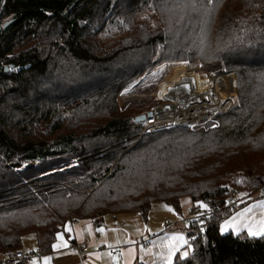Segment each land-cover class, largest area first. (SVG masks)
<instances>
[{
    "label": "trees",
    "instance_id": "obj_1",
    "mask_svg": "<svg viewBox=\"0 0 264 264\" xmlns=\"http://www.w3.org/2000/svg\"><path fill=\"white\" fill-rule=\"evenodd\" d=\"M148 2L155 28L137 23ZM121 20L126 36L101 46L100 34ZM8 21L0 31V254L22 251L34 234L48 255L71 219L97 228L108 215L147 221L154 204L179 212L191 197L218 211L192 223V254L173 264H264V236L221 234L230 190L264 187V0H0V27ZM186 59L235 73L236 106L214 128L144 132L135 118L151 99L121 111L129 106L121 93L161 63Z\"/></svg>",
    "mask_w": 264,
    "mask_h": 264
},
{
    "label": "crops",
    "instance_id": "obj_2",
    "mask_svg": "<svg viewBox=\"0 0 264 264\" xmlns=\"http://www.w3.org/2000/svg\"><path fill=\"white\" fill-rule=\"evenodd\" d=\"M262 202L264 198L260 195L252 199H241L222 224L224 225L225 222L235 217L234 227L229 228L223 234L247 233V227L253 222L258 225L264 217V208L257 206ZM180 203L179 212L166 204V207L160 206L155 211L152 207L147 221L140 214L108 215L104 218L103 225L97 228L91 219H71L57 233L52 252L48 255L38 253L36 235H27L23 238V248L24 242L32 246L26 253L30 255L26 264H33V262L35 264H167V245L171 237L182 235L188 243L178 249L173 257L174 263L183 251L187 250L190 255L192 254L189 237L192 223L202 221L204 211L208 207H199L200 204L194 203L191 197H183ZM157 204L164 203H156L153 206ZM248 208H252V211L244 214ZM158 224H161V227L156 228ZM97 229H103V231ZM29 236H35L36 239L28 238ZM58 237H62V240ZM72 242H86L90 245L89 253L85 255L83 263L80 252L69 247ZM173 243L178 244L179 242ZM54 245L60 246L54 247Z\"/></svg>",
    "mask_w": 264,
    "mask_h": 264
},
{
    "label": "built area",
    "instance_id": "obj_3",
    "mask_svg": "<svg viewBox=\"0 0 264 264\" xmlns=\"http://www.w3.org/2000/svg\"><path fill=\"white\" fill-rule=\"evenodd\" d=\"M177 64H184V69L185 71H180V78L183 80V83L178 84L177 87L179 88H184V85H188L187 81L191 85H193L192 80L187 78V76H192L193 75H201L204 78H208L210 81H212V89L210 93L206 95H201V97H193L189 100V103L186 105H183L180 109L186 108L191 109L192 111H189L186 113V111L183 113L179 112V107L180 105H175L174 100L170 99L168 97H165L166 94L163 95V97H159V100L163 101V103L156 107L160 108L161 111L159 113L156 112V108L153 109L152 115L148 116V113H145L146 119L141 125L143 126V131H159V130H164V129H170V128H176V127H187L194 129L199 126H203L207 123H216L218 116L221 114L227 113L231 111L237 104V83H236V76L232 72H226V73H214L211 71H207L202 69V66L199 64H192L190 62H173ZM172 63V64H173ZM169 66V75H171L174 71L177 65H172ZM223 76H229L230 80H233L232 84L235 89V94L233 97H230L228 100L223 101V109L221 105V100L219 105L216 104V107H214L212 110H209L210 106H206L205 103L209 104L213 102V99L216 98L218 99V95L221 96V91L218 90L216 91V84L220 83V81H223ZM167 77L163 79V81L160 83L161 84L167 80ZM169 91L172 93L173 85H169ZM210 95V96H209ZM221 99V98H220ZM176 114V115H175ZM242 193L237 192L235 189L230 190L229 195L226 199V203L228 206L231 208H235L237 204L239 203V199L243 197L241 195ZM244 194V193H243ZM246 195V194H245ZM260 197L264 198V187L261 189L259 193ZM217 209L209 207L208 210L204 212L203 218L204 219H211L214 214L217 213ZM170 226V225H168ZM70 248L77 249L80 254L82 255V263L85 260V255L89 253V247L90 245L86 242H72L69 244ZM102 247V246H101ZM30 257L29 254L24 253L23 251H13V250H8L6 251L1 257H0V264H26L27 258Z\"/></svg>",
    "mask_w": 264,
    "mask_h": 264
},
{
    "label": "rangeland",
    "instance_id": "obj_4",
    "mask_svg": "<svg viewBox=\"0 0 264 264\" xmlns=\"http://www.w3.org/2000/svg\"><path fill=\"white\" fill-rule=\"evenodd\" d=\"M173 12H174V9L172 10V13ZM173 16H175V15H173ZM172 18H175V17H172ZM142 22H148L151 25L152 28H155V27H157L159 25V18L156 15V13L154 12L153 7H152L150 2H148V4L145 6L144 10L142 11V13L139 15V17L137 19V23H142ZM127 32H128V25L126 23H124L122 20L121 21H113V22L109 23V25L105 28V30L100 34L99 43L103 47L108 46V45H110L112 43L117 42L122 37L126 36ZM173 62L174 61H166V62L161 63V65L157 66L152 71L144 74L140 78L134 80L130 85H128L123 90V92L121 94L128 95L129 106L126 109H122L118 105L119 108L121 109V111L131 109L132 108L131 103L133 102L134 98H149V99H151V103H150L149 107H146L144 110H142V113L140 115L145 114V113L150 112V111L152 112L153 109H155L156 107L160 106L163 103V101L159 100V98L157 97L158 96L157 94H160V88H161L160 83L163 81L164 78L167 77V75L169 73V66H171V64ZM179 62H190L192 64H199V65L202 66V69L206 70L203 67V64L200 61H191L189 59H186L184 61H179ZM174 64L177 65V67L175 68V71L171 75H169L167 77V80H165V81H172L171 79L177 78V76L180 73V71L185 70L184 69V65L182 63L181 64L173 63L172 65H174ZM182 73H180V74H182ZM199 77H201V76L197 75L194 78H199ZM177 80H182V79L179 78ZM205 80H207V79H205ZM202 88H205V86L202 87V85H199V86L196 85L195 88H194V91L195 92H199V91L202 90ZM237 101H238V94H237ZM117 104H118V101H117ZM55 119H53V120H55ZM210 124H212V125L209 126V127H206L208 125V123L205 124V126L203 125V126H200V127H206V129L214 128L219 123L216 122V123H210ZM196 128H198V127H196ZM196 128H194V129H196ZM29 162H30V164H36V161H34V160H31ZM25 164H26L25 166H27V162H25ZM30 164L28 163V165H30ZM229 187H232V186H229ZM234 188L236 189V187H234ZM261 189L258 190L256 193H254L252 195L248 191H239L238 190L240 193H242L241 195H243V197H241L239 199V201L241 199H244V198L252 199L253 197L259 195ZM249 195H251V196H249ZM160 206L164 207L165 204H157V205L153 206V211L158 209V207H160ZM208 209H209V207H207L206 210H208ZM203 220H205V219L202 218V221ZM202 221L199 222L200 223L199 225H202L201 224ZM147 223H149V222H147ZM159 227H161V224H158L156 226V228H159ZM28 238L36 239L35 236H29ZM30 246H32V245H30V243L25 244V242H24V248L22 249V251L24 253H28V251H29L28 248Z\"/></svg>",
    "mask_w": 264,
    "mask_h": 264
},
{
    "label": "bare ground",
    "instance_id": "obj_5",
    "mask_svg": "<svg viewBox=\"0 0 264 264\" xmlns=\"http://www.w3.org/2000/svg\"><path fill=\"white\" fill-rule=\"evenodd\" d=\"M183 71H185V70H183ZM195 76H197V75H193V77L189 75L187 77L190 80H192L193 85H191L189 83V81H187V82H185V83L188 84L187 89L184 86H183L184 88H179V87H177V85L183 83V80H177V79L180 78V73H179L177 78L171 79L172 81L163 82L162 83V88H161V94H160V96H159V94H157V95L159 97H161V96L163 97V95L166 94L165 97L173 99L175 105L178 106V105L181 104L180 107H179L180 115H181L182 112L184 113L185 111H186V113H188L189 111H192V110L191 109H187L186 110V108L185 109L184 108L180 109V108L183 105H186L187 103H189V100L191 98H193V97H201V95H206V94L210 93V91L212 89V86H213L212 85V81L210 82L208 78H204L201 75H199V76H201L202 78L201 77L194 78ZM222 78H223V81H220L219 85L217 83L216 87H215L216 91H218V90L221 91V96L218 95V99L214 98L212 103H209V104L205 103V105L206 106L208 105V107L211 105L209 110H212L214 107H216V104L219 105L220 100H221V105L220 106H222V108H223V101L224 100H228L230 97H233L235 92H236L234 87H233V84H232L233 80H230L229 76H223ZM205 79H207V80H205ZM169 85H173L174 86L173 89H172V93H170V91H169V87H170ZM196 85L197 86L202 85V87L205 86V88H202V90L199 91V92H195L194 88H195ZM125 96H127V95H125V94L121 95V97H125ZM223 109H225V108H223Z\"/></svg>",
    "mask_w": 264,
    "mask_h": 264
},
{
    "label": "snow or ice",
    "instance_id": "obj_6",
    "mask_svg": "<svg viewBox=\"0 0 264 264\" xmlns=\"http://www.w3.org/2000/svg\"><path fill=\"white\" fill-rule=\"evenodd\" d=\"M188 3L192 4L194 6L195 0H188ZM264 78V77H262ZM184 87H188V85H184ZM258 207L264 208V202L261 204L257 205ZM199 207L205 208L206 205L200 204ZM171 210V209H169ZM252 211V208H248L245 210L244 214L250 213ZM235 224V217L231 221L225 222L224 225L221 226V234L226 232L229 228H233ZM98 231H103V229H97ZM203 230V229H202ZM247 233L251 237H257V236H264V217L259 221V224L257 225L255 222H253L251 225L247 227ZM58 239L62 240V237H58ZM173 242H179L173 243ZM188 241L185 239L184 236L182 235H176L171 237V240L169 244L167 245L168 247V255L166 257L167 264H173V257L175 256L176 252L178 251L179 248L183 247L186 245ZM66 244V242H65ZM60 245H54V247H59ZM111 247V245L109 246ZM190 255L189 251H183L180 255L181 259H186ZM35 264V262H33Z\"/></svg>",
    "mask_w": 264,
    "mask_h": 264
},
{
    "label": "water",
    "instance_id": "obj_7",
    "mask_svg": "<svg viewBox=\"0 0 264 264\" xmlns=\"http://www.w3.org/2000/svg\"><path fill=\"white\" fill-rule=\"evenodd\" d=\"M13 23V21H8L6 22L3 26L0 27V31L2 29H7L11 24ZM14 67L11 66V67H6L5 68V72L6 73H9ZM161 111L160 108H156V112L159 113ZM152 115V112L150 111L148 113V116H151ZM146 119V115L145 114H142V115H139L138 117L135 118V122L138 123V124H141L145 121ZM30 164V163H29ZM28 165V164H27Z\"/></svg>",
    "mask_w": 264,
    "mask_h": 264
}]
</instances>
